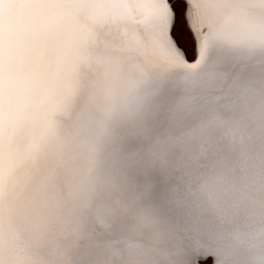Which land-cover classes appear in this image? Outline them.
<instances>
[{"label":"snow or ice","instance_id":"6c2138e0","mask_svg":"<svg viewBox=\"0 0 264 264\" xmlns=\"http://www.w3.org/2000/svg\"><path fill=\"white\" fill-rule=\"evenodd\" d=\"M0 264H264V0H0Z\"/></svg>","mask_w":264,"mask_h":264}]
</instances>
